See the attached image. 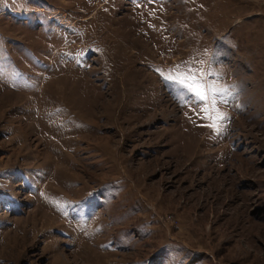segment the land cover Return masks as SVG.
<instances>
[{
  "label": "rangeland",
  "instance_id": "1",
  "mask_svg": "<svg viewBox=\"0 0 264 264\" xmlns=\"http://www.w3.org/2000/svg\"><path fill=\"white\" fill-rule=\"evenodd\" d=\"M0 264H264V0H0Z\"/></svg>",
  "mask_w": 264,
  "mask_h": 264
},
{
  "label": "snow or ice",
  "instance_id": "2",
  "mask_svg": "<svg viewBox=\"0 0 264 264\" xmlns=\"http://www.w3.org/2000/svg\"><path fill=\"white\" fill-rule=\"evenodd\" d=\"M177 82L185 85L186 81H191L186 84V87L189 92H191L195 98V102H204L205 105L208 103V96L205 92L204 89L199 88L196 81L195 77H185V78H176ZM204 112H207V108H202L201 109ZM207 118V117H206Z\"/></svg>",
  "mask_w": 264,
  "mask_h": 264
}]
</instances>
